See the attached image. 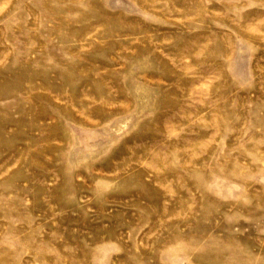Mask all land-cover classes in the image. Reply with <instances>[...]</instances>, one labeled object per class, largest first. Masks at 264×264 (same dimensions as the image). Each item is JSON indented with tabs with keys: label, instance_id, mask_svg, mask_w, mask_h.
I'll use <instances>...</instances> for the list:
<instances>
[{
	"label": "rangeland",
	"instance_id": "1",
	"mask_svg": "<svg viewBox=\"0 0 264 264\" xmlns=\"http://www.w3.org/2000/svg\"><path fill=\"white\" fill-rule=\"evenodd\" d=\"M0 264H264V0H0Z\"/></svg>",
	"mask_w": 264,
	"mask_h": 264
}]
</instances>
